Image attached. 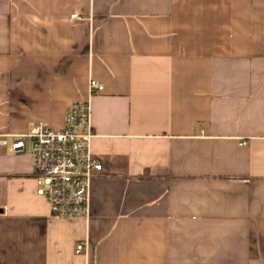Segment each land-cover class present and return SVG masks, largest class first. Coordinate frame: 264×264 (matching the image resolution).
<instances>
[{"label":"crops","instance_id":"0c3cea01","mask_svg":"<svg viewBox=\"0 0 264 264\" xmlns=\"http://www.w3.org/2000/svg\"><path fill=\"white\" fill-rule=\"evenodd\" d=\"M77 101L89 215L0 149V264H264V0H0V135Z\"/></svg>","mask_w":264,"mask_h":264},{"label":"built area","instance_id":"2783aa9c","mask_svg":"<svg viewBox=\"0 0 264 264\" xmlns=\"http://www.w3.org/2000/svg\"><path fill=\"white\" fill-rule=\"evenodd\" d=\"M104 85L90 82V92L101 93ZM95 134L91 125V105L87 101L71 103L65 115V126L54 130L36 124L22 135H0V149L13 154L25 153L32 143L33 176L38 193L45 197L54 217H87L90 211V189L95 175L103 165L91 153ZM85 250L78 245L77 253Z\"/></svg>","mask_w":264,"mask_h":264},{"label":"water","instance_id":"95a60500","mask_svg":"<svg viewBox=\"0 0 264 264\" xmlns=\"http://www.w3.org/2000/svg\"><path fill=\"white\" fill-rule=\"evenodd\" d=\"M0 212H1V210H0Z\"/></svg>","mask_w":264,"mask_h":264}]
</instances>
